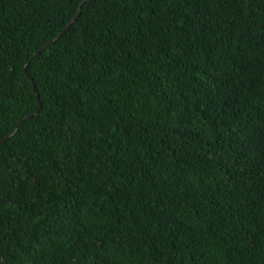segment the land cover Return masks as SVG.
Segmentation results:
<instances>
[{
  "label": "trees",
  "instance_id": "obj_1",
  "mask_svg": "<svg viewBox=\"0 0 264 264\" xmlns=\"http://www.w3.org/2000/svg\"><path fill=\"white\" fill-rule=\"evenodd\" d=\"M80 1L0 0V138ZM26 72L0 264H264V9L86 0Z\"/></svg>",
  "mask_w": 264,
  "mask_h": 264
},
{
  "label": "water",
  "instance_id": "obj_2",
  "mask_svg": "<svg viewBox=\"0 0 264 264\" xmlns=\"http://www.w3.org/2000/svg\"><path fill=\"white\" fill-rule=\"evenodd\" d=\"M86 0H81L79 2V5L77 7V10L75 12V14L67 21V23L65 24V26L61 29V31L56 34L54 37H52L50 40H48L47 42H45L44 44H42L25 62V64L23 65L22 67V71L26 74L28 80L30 81L31 83V86H32V89H33V92L35 94V98H36V102H37V108L34 110V111H31L29 112L28 114H26L25 116H23L22 118H20L13 130L11 132H9L6 136L0 138V142H3V141H6L7 139H9L16 131H17V128L18 126L23 122L25 121L26 119L30 118L31 116H33L37 111L38 109L40 108V100H39V96L37 94V91H36V88H35V82L33 80V78L26 72V67L27 65L29 64V62L37 55L39 54L41 51H43L44 49H46L48 46H50L53 42H55L66 30L67 28L71 25V23L77 18L79 12H80V7L82 5L83 2H85Z\"/></svg>",
  "mask_w": 264,
  "mask_h": 264
},
{
  "label": "snow or ice",
  "instance_id": "obj_3",
  "mask_svg": "<svg viewBox=\"0 0 264 264\" xmlns=\"http://www.w3.org/2000/svg\"><path fill=\"white\" fill-rule=\"evenodd\" d=\"M252 3H256L257 7L260 9H264V0H252ZM260 121H261L260 131L262 135H264V114H261Z\"/></svg>",
  "mask_w": 264,
  "mask_h": 264
}]
</instances>
